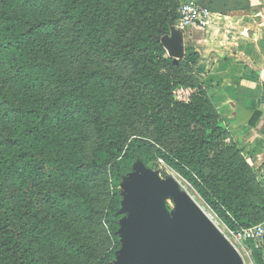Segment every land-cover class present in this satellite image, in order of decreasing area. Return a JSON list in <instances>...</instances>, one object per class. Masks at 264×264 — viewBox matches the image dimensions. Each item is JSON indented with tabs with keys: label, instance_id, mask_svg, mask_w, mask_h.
I'll return each instance as SVG.
<instances>
[{
	"label": "trees",
	"instance_id": "obj_1",
	"mask_svg": "<svg viewBox=\"0 0 264 264\" xmlns=\"http://www.w3.org/2000/svg\"><path fill=\"white\" fill-rule=\"evenodd\" d=\"M209 13L248 0H199ZM179 0H0V264H109L135 164L180 173L230 231L264 189L194 73ZM259 118L254 113L249 124ZM264 264V241L250 242Z\"/></svg>",
	"mask_w": 264,
	"mask_h": 264
},
{
	"label": "water",
	"instance_id": "obj_2",
	"mask_svg": "<svg viewBox=\"0 0 264 264\" xmlns=\"http://www.w3.org/2000/svg\"><path fill=\"white\" fill-rule=\"evenodd\" d=\"M167 56H184L181 32L160 39ZM120 248L115 264H245L207 215L177 184L135 164L121 183ZM171 199L173 211L166 202Z\"/></svg>",
	"mask_w": 264,
	"mask_h": 264
},
{
	"label": "crops",
	"instance_id": "obj_3",
	"mask_svg": "<svg viewBox=\"0 0 264 264\" xmlns=\"http://www.w3.org/2000/svg\"><path fill=\"white\" fill-rule=\"evenodd\" d=\"M248 1L247 11L209 13L203 27L179 30L184 49L200 56L195 75L264 189V0ZM187 2L199 0H179Z\"/></svg>",
	"mask_w": 264,
	"mask_h": 264
},
{
	"label": "built area",
	"instance_id": "obj_4",
	"mask_svg": "<svg viewBox=\"0 0 264 264\" xmlns=\"http://www.w3.org/2000/svg\"><path fill=\"white\" fill-rule=\"evenodd\" d=\"M208 14V10L201 8L196 2H187L181 4L178 10V24L175 27L177 29H183L190 25L203 27L206 25V18ZM220 232L240 254V256V250H242L245 251L251 258L252 253L249 243L253 242L255 243L256 247H258V244L264 241V220L255 226L240 229L239 231H230L225 229L220 230Z\"/></svg>",
	"mask_w": 264,
	"mask_h": 264
},
{
	"label": "rangeland",
	"instance_id": "obj_5",
	"mask_svg": "<svg viewBox=\"0 0 264 264\" xmlns=\"http://www.w3.org/2000/svg\"><path fill=\"white\" fill-rule=\"evenodd\" d=\"M179 7H180V4H179ZM179 7H178V10H179ZM153 172L158 173V175L163 181L172 179L177 184V190L188 194L194 200V202L200 207V209L207 215V217L210 220H212L213 224L218 230L226 229L225 226L218 219L217 215L202 201V199L197 194L195 188L180 173L170 169L160 160L158 161V168L156 169V171H153ZM166 204L169 207V209L173 211V203L171 199H168ZM119 248H120V241H119ZM240 252H241V256H242L244 263L252 264L250 256L245 251L240 250ZM109 264H115V258Z\"/></svg>",
	"mask_w": 264,
	"mask_h": 264
}]
</instances>
